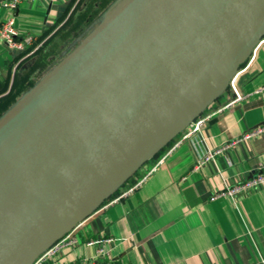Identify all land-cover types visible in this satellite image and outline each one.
<instances>
[{
	"label": "water",
	"instance_id": "1",
	"mask_svg": "<svg viewBox=\"0 0 264 264\" xmlns=\"http://www.w3.org/2000/svg\"><path fill=\"white\" fill-rule=\"evenodd\" d=\"M119 5L0 119V264H32L49 248L55 241L40 250L264 10V0ZM263 37L264 25L227 82Z\"/></svg>",
	"mask_w": 264,
	"mask_h": 264
},
{
	"label": "crops",
	"instance_id": "2",
	"mask_svg": "<svg viewBox=\"0 0 264 264\" xmlns=\"http://www.w3.org/2000/svg\"><path fill=\"white\" fill-rule=\"evenodd\" d=\"M76 1L32 0L14 11L0 8V23L13 17L18 37H30L48 63L62 52L47 59L67 36L58 30ZM81 12L74 14L71 26L80 22ZM31 55L10 51L0 41V92L8 90L14 68ZM230 79L231 86L223 88L123 187L147 175L136 190L111 203L117 190L63 236L68 244L40 264L78 263L94 257L100 248L112 264L264 261V182L237 203L225 197L211 200L226 186L250 179L264 164V129L251 135L264 126V37ZM198 121L202 124L193 131ZM209 154L212 158L201 164ZM96 241L102 243L86 245Z\"/></svg>",
	"mask_w": 264,
	"mask_h": 264
},
{
	"label": "bare ground",
	"instance_id": "3",
	"mask_svg": "<svg viewBox=\"0 0 264 264\" xmlns=\"http://www.w3.org/2000/svg\"><path fill=\"white\" fill-rule=\"evenodd\" d=\"M263 25L264 10L255 20L241 29L234 40L223 49L207 71L191 86L176 106L156 126V130H159L152 136L150 132L139 141L107 174L91 196L49 235L47 240L41 245L40 250L46 249L61 235L80 222L136 167L147 161L168 139L190 124L192 119L223 89L230 71L236 62L246 55ZM241 42L243 44L239 46Z\"/></svg>",
	"mask_w": 264,
	"mask_h": 264
},
{
	"label": "rangeland",
	"instance_id": "4",
	"mask_svg": "<svg viewBox=\"0 0 264 264\" xmlns=\"http://www.w3.org/2000/svg\"><path fill=\"white\" fill-rule=\"evenodd\" d=\"M86 1H88V0H77L74 3L69 18L65 21L63 26L58 30V31H60L59 32L60 35L64 32L62 34L63 36L68 34L69 36L71 35V37L73 36V39L64 47L62 52L57 55L55 60L46 63V61L42 57L44 53H42V54L39 53V55H37V56L31 55L30 57L27 58V60H25V63L23 62V65L18 66L17 69H16V67L14 68L15 72L17 71L15 76L19 72H21L22 70H23V73L20 75V77L16 76V78H15V76H14V82H12L10 84V87L8 88L7 91L0 92V119L10 110L9 107H10V105L12 103H14V101L16 102L18 99L22 98L24 96L25 92L27 90H29L33 86V84H35L36 82H38L41 79H43L61 61H63L70 53H72L79 46V44L84 40L83 36H82L84 32L81 31V33L75 34L77 30L74 31L72 29V26H71L72 23L71 22H72L73 17L75 16L74 14L79 13V12H81V10L84 9V11H82L81 13L85 12V14L81 18L80 22H78V24L76 25V29H79L78 27L82 23H84L86 21V19L89 21L88 22V23H90L89 25L92 26L95 17L93 16L91 18L90 15L93 14V11L98 10V12H100L103 9L108 7V9H107L108 11L105 14V16H108L119 5V3L122 0H103V4L101 6L96 5L95 0H92L91 4L88 3L90 1H88V2H86ZM93 5H94V7H97V8L93 9ZM103 18H105V17H102L100 19V21ZM242 44H243V42H241L239 44V46H241ZM230 80L228 82L226 81V83L223 86V88L231 86V81ZM158 130H156V127L153 130H151V136ZM158 152H156V154L153 157L149 158L142 165H144L148 161H151L157 155ZM134 173H132L131 176H129L119 187H122V188L125 187V185L130 181V179H132V176L134 175ZM118 188H116L115 191H117ZM107 199H109V197L104 199V201L107 200ZM102 203L99 204L89 215H91L97 208H99L102 205ZM89 215H87L85 218H83L80 222H78L69 231H72L73 229L77 228L78 225L81 224ZM69 231L64 233L60 238L65 236ZM59 239H57L54 243H56Z\"/></svg>",
	"mask_w": 264,
	"mask_h": 264
},
{
	"label": "built area",
	"instance_id": "5",
	"mask_svg": "<svg viewBox=\"0 0 264 264\" xmlns=\"http://www.w3.org/2000/svg\"><path fill=\"white\" fill-rule=\"evenodd\" d=\"M32 0H0V8L6 9L9 11H14L17 9L18 5L22 2H29ZM0 41L3 43V45L10 51H15L20 54H24L25 56H29L33 54L40 46H32L33 41L30 37H18L17 31L14 26V18L10 17L6 21L0 23ZM33 47V48H32ZM32 48L31 50H29ZM236 98L239 99V95L235 93ZM202 124V121H198L195 123L193 127V131H197ZM264 129V126L257 127L251 132V135H255L257 133H260ZM212 158V154H209L204 161L201 162L203 164L204 162L208 161ZM147 175L141 177L140 179H135L133 184L122 188L119 187V194L118 196L111 202H117L118 200L127 197L130 195L134 190H136L146 179ZM264 182V164L261 165L259 171L255 173L250 179H247L237 185L234 186H226L225 189L214 193L211 196V200H215L220 197H225L233 202L237 203L238 199L241 196H244L245 194L251 192L253 189H255L260 183ZM110 240H107L106 242H109ZM102 241H96V242H89L86 245L92 246L94 244H101ZM68 244L67 239L62 237L60 238L56 243L52 244L49 248L44 250L42 253L38 255V257L34 260L32 264H40L47 258L55 255L62 246ZM106 253L105 251L100 248L97 249L95 252L94 257L88 258V259H82L78 263H71V264H112L110 261L105 260ZM259 264H264V261H262Z\"/></svg>",
	"mask_w": 264,
	"mask_h": 264
},
{
	"label": "trees",
	"instance_id": "6",
	"mask_svg": "<svg viewBox=\"0 0 264 264\" xmlns=\"http://www.w3.org/2000/svg\"><path fill=\"white\" fill-rule=\"evenodd\" d=\"M103 4V0H97L96 1V5H98V6H101ZM96 9L97 7H94V5H93V9ZM108 9V7L107 8H105V9H103L102 11H100V12H98V10H96V11H93V14L92 15H90L91 16V18L94 16L95 17V19H94V22H93V25L92 26H90L89 24L90 23H88L89 21L86 19V21L84 22V23H82L78 28L79 29H76V27L75 26H72V29L75 31V30H77L76 31V33L75 34H77V33H81V31L82 32H84L83 33V39H85L105 18H103L101 21H100V19L102 18V17H106L105 16V14L107 13V10ZM95 12V13H94ZM98 12V13H97ZM84 14H85V12L84 13H82V14H80V17H83L84 16ZM88 25V26H87ZM87 26V27H86ZM65 39H64V42H62V43H60L59 45H58V47L56 48L55 47V49H53V52H51V53H47V59L51 56V57H53L54 58V54H56L57 52H59V51H61V50H63L64 49V47L73 39V36L71 37V35L69 36L68 34H67V36L66 37H64ZM33 48V47H32ZM32 48H30L29 50H31ZM43 50V49H42ZM42 50H40L39 51V48L32 54L33 56L35 55V56H37V55H39V53L42 51ZM24 55V54H23ZM51 61V60H50ZM39 82V81H38ZM38 82H36L35 84H33V86L31 87V88H33ZM31 88L26 92V93H28L30 90H31ZM16 103H17V101H16ZM15 102L14 103H12L11 105H10V107H9V109H11L15 104H16ZM8 109V110H9ZM116 192L117 191H114L110 196H109V198L110 197H113L115 194H116ZM106 201V200H105ZM104 201V202H105ZM103 202V203H104ZM102 203V204H103Z\"/></svg>",
	"mask_w": 264,
	"mask_h": 264
}]
</instances>
